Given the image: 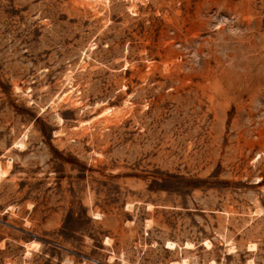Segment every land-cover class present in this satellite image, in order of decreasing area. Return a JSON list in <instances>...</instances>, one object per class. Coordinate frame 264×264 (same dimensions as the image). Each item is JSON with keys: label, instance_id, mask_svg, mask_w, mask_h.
Here are the masks:
<instances>
[{"label": "rangeland", "instance_id": "rangeland-1", "mask_svg": "<svg viewBox=\"0 0 264 264\" xmlns=\"http://www.w3.org/2000/svg\"><path fill=\"white\" fill-rule=\"evenodd\" d=\"M184 261L264 264V0H0V264Z\"/></svg>", "mask_w": 264, "mask_h": 264}, {"label": "bare ground", "instance_id": "bare-ground-1", "mask_svg": "<svg viewBox=\"0 0 264 264\" xmlns=\"http://www.w3.org/2000/svg\"><path fill=\"white\" fill-rule=\"evenodd\" d=\"M90 1H97V0H76V2L78 4H81V5H84V4H87L89 3ZM72 95H69L68 94H64L62 96L59 97V100L61 101H66L67 99H70ZM72 102L73 101H76L75 100V96H73V99L71 100ZM121 109V108H120ZM118 108H111V107H104L102 108L101 111H99V116H98V119L100 120V122L104 125H107V124H110V123H115V122H118L120 120V118H122L123 114H125L126 112L125 111H122ZM125 112V113H124ZM97 117V116H96ZM95 117V119H96ZM97 121V119L95 120ZM91 122V121H90ZM91 124L87 121H81L78 123V128H80L81 130H87L88 128H90ZM174 243V242H173ZM173 243H167V246L166 248L167 249H172V248H175V245H173ZM209 243V242H208ZM206 241V245H209ZM36 244V243H35ZM31 247V245H30ZM209 247V246H207ZM28 252V251H27ZM176 262V261H175ZM177 263V262H176ZM173 264V263H172ZM182 264H187L185 261L182 263Z\"/></svg>", "mask_w": 264, "mask_h": 264}]
</instances>
